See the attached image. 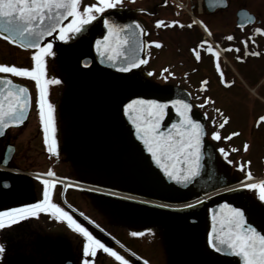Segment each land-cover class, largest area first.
Returning a JSON list of instances; mask_svg holds the SVG:
<instances>
[{"label":"flooded vegetation","instance_id":"af4514ba","mask_svg":"<svg viewBox=\"0 0 264 264\" xmlns=\"http://www.w3.org/2000/svg\"><path fill=\"white\" fill-rule=\"evenodd\" d=\"M95 2L97 0H82L81 9L85 4ZM106 13H114L121 20H135L143 29L141 57L146 60V63L128 75H118L112 71L100 69L95 63L90 41L93 37L101 35L102 17ZM156 20H161L164 23L157 26ZM174 20L179 21V24L168 26L169 22ZM257 27L262 29L260 33L254 31ZM228 36H232L233 39L228 40ZM49 39L53 41L52 54L46 55L44 58L45 71L42 79L58 81L55 83L58 88L45 87L47 100L53 105L55 126L53 135L56 151L49 153L44 142V131L40 124L39 110L36 105L37 86L31 88L27 83L10 76L29 88L30 111L26 122L33 119L36 127H39L32 138L40 148L41 153H36L45 155V158L18 150L16 144L14 145V152L18 155L16 165H11L9 160L6 166L0 167V203L8 204L2 209L19 207L42 199L44 188L42 181L46 179L56 181L54 189H50V191L54 202L59 203L56 192L61 188H66L65 185L70 186L67 177L71 171L68 164L71 165L72 160L75 163L77 162L75 160L82 159V157L98 156L102 153L117 155L122 160L119 145L111 126L108 101L114 97L119 88L118 84H124L130 78L138 77L135 79L137 82L148 85L146 82L140 81L139 78H141V73L143 78L148 77V71H144V68L152 57V50H155V53L164 48L166 52L173 45L175 47L174 57L180 66H178L177 77L184 79V73L188 76V63L191 64L190 73L195 74V78L191 77L190 84L187 82L190 85L191 96H188V92L184 88L178 85L177 87L188 96V103L193 105L191 110L200 115L202 124L205 126L202 136L207 148L206 170L204 176L200 178V189L196 193L194 201L188 202L181 198L163 197L140 182L137 188H134L130 193L131 197L127 198L137 203L141 202L144 208L154 205L161 220L166 218L171 221L173 216L182 217L184 210L186 213L188 211L193 213L191 216H185L183 220L185 223L193 225L190 233L194 236V247H190L186 251L183 249L174 250L175 255L179 256L183 263L232 264L231 261L216 257L206 245L207 205L209 200L214 197L237 200L244 206L248 217L257 216L264 221V200H260L256 190H254L256 207L254 214H250L249 205L245 203L246 199L240 200L241 198L237 196L235 198L231 196L233 191L241 189L239 185L242 183L264 181V120L260 119L264 117V101L250 109L251 113L247 124L235 126L229 124L230 115L226 113L219 102L215 103L214 97L211 96L215 91L218 92L226 88V82L222 81L220 72L216 68V64L219 63L220 69L224 73V81H226L229 72L225 61L226 53H231L234 57H242L241 60L244 63H246L245 61L251 63L252 71L250 73H258L262 75L261 79L264 78V0H167V2L165 0H121L117 7L106 9L104 13L97 15L96 20L86 26L80 34L78 33L65 41H59L55 39V36ZM149 41H158L160 46L150 44ZM203 41L207 43L202 44ZM209 46L213 48L212 53L207 51ZM254 52L259 55H252ZM197 53H199V59H197ZM215 53H219V55L217 56ZM170 54L173 53L170 52ZM82 59L85 60L84 65H82ZM87 62L89 63L87 64ZM199 63L202 65L201 72H199ZM182 66H187V69L183 70ZM262 66L263 69H261ZM197 72L201 75L196 76ZM132 74H138V76L133 78ZM67 79L68 82L73 80L72 83H76L74 79H78L80 85L88 84L87 88L91 91L101 89L97 100L89 110V115L93 118L90 121L91 127L84 120V114L87 113L85 104L71 101L70 87H66L68 83H64ZM104 79L105 83L98 86L97 83ZM257 84L251 88L252 91L255 88L256 90L264 88L257 87ZM164 85L170 84L162 83L155 86ZM53 90H56L54 96H52ZM205 98H208V103H205ZM216 109H220V113H217ZM225 116L229 118L226 123L223 119ZM213 117H215V123ZM220 124H224V126L219 127ZM213 131L220 133V140L212 138ZM91 132L93 133L91 134ZM232 133H237V135L233 136ZM223 137L229 138L224 139ZM14 138L17 140L18 136L14 135ZM104 141L110 145V151L103 144ZM245 143L248 145L246 150ZM220 148L225 149L226 156L218 151ZM28 158L30 159L28 160ZM228 160H231L232 163L229 164ZM126 168L129 174L134 176L127 166ZM49 170L52 171V176L47 174ZM249 173L251 174L250 178L246 179ZM211 175H218L222 179V182L217 183L214 188L207 187ZM235 176L238 179L230 180ZM227 186L231 187L217 195L210 194L213 190ZM197 200L200 201L199 204L196 203ZM180 203L192 206L182 207ZM59 204L64 207L61 203ZM136 206L138 207V204ZM65 210L67 211L66 208ZM147 218H149V214L146 216L144 213L143 233L149 228V221L146 223ZM78 222L80 223V220ZM65 226L66 221L57 220L50 213L42 212L36 217H29L4 228L7 240L12 239L14 243L5 245L4 253H0V264H53L55 255L59 257L60 264L66 259L78 264L80 260L77 257L80 256L90 258V260L88 259L90 264H104L105 259H109L111 264H115L110 254L105 253L102 249H97L95 256H86L83 252L86 238L79 233L78 240L70 243L67 232L64 230ZM112 226L115 228L114 225ZM175 227L176 229L171 228L170 232L174 236L176 233V239L182 245V230L178 229L177 225ZM87 229L106 246L112 247L110 237L104 230L96 227ZM116 229H118L117 226ZM201 229H205L203 239L198 231ZM25 237L28 240L24 241ZM73 244L74 246H72ZM172 251L173 249L167 248L168 254L172 255ZM26 253L28 257H26Z\"/></svg>","mask_w":264,"mask_h":264},{"label":"snow or ice","instance_id":"6c2138e0","mask_svg":"<svg viewBox=\"0 0 264 264\" xmlns=\"http://www.w3.org/2000/svg\"><path fill=\"white\" fill-rule=\"evenodd\" d=\"M167 2V0H165ZM82 0H0V36L5 41L18 45L24 49H34L31 52L32 67L16 66L15 64L0 63V134L11 125H20L26 116V109L30 102L29 90L26 86L16 83L10 76L28 77L36 81L38 96L36 105L39 110L40 124L44 131V142L49 153L56 151V142L53 133L55 132L53 105L47 100V83H58L57 80H43L45 71V56L52 54L53 41H44L45 37H53L59 41H65L85 30L86 26L96 20L97 15L104 13L106 9H113L121 3V0H97L95 3L85 4L81 9ZM70 18V19H69ZM157 26L164 22L155 21ZM171 24H179V21H170ZM107 29L102 39L95 41L96 51L101 56H107L108 60L118 62L121 57L125 58L127 67L121 70L127 72L130 68L146 63V60L134 55L135 49L132 44L137 39L136 29L143 31L140 24L135 20L129 24H117L104 19ZM134 26V28L132 27ZM256 33L262 31L257 27ZM232 40V36L227 37ZM150 44L160 46L158 41H149ZM203 41L202 44H206ZM247 42L245 41V44ZM231 48V46H230ZM129 49L132 50V58H128ZM209 53L213 48H207ZM239 51V49H237ZM199 59V53L196 54ZM219 55V53H215ZM259 55V53H252ZM240 60L242 57L237 56ZM224 81V73L220 64H216ZM167 71L166 69L164 70ZM148 75H152L151 72ZM164 79L167 76L163 75ZM171 75V74H169ZM205 98V103H208ZM167 104H171L179 114V120L168 125L166 130H161L160 121L164 117ZM162 103L157 100H145L137 98L124 105L125 114L136 128V134L145 145L146 150L151 154L152 160L163 171L168 179L178 184L191 182L194 177L200 175L201 168V137L204 134V125L190 115L193 107L182 99L170 100ZM203 107V105H201ZM220 113V109H216ZM215 123V117L212 118ZM224 122L228 117H223ZM264 120V117L260 118ZM220 124L219 127H223ZM231 135H237L232 133ZM212 138L220 140L218 131L211 133ZM228 139L229 137H223ZM245 150L248 145L245 143ZM221 154L225 153L224 148L218 149ZM229 164L231 160L227 161ZM238 167H242L237 165ZM52 176L51 170L47 173ZM250 173L246 179L250 178ZM44 188L42 199L34 203L24 204L19 207L0 211V229L10 227L29 217H36L39 213H50L57 220L66 221L68 226L77 233L83 234L86 238L83 245L84 254L95 256L97 249L109 253L120 264H130L125 256L111 247L106 246L97 239L89 230L80 224L68 211L52 199L50 189H54L55 180H43ZM67 187V185H65ZM241 188L256 190L260 200H264V181L258 183H242ZM200 203L199 200L196 201ZM166 207L168 205H165ZM192 205H182L191 207ZM225 212L213 216V227L207 234L208 246L217 252L227 251L242 258L243 264H264V234L256 231L245 221L244 212L231 204L219 205ZM150 231V230H149ZM143 233L133 232L132 235L140 236ZM5 246L0 244V253H4ZM135 255V253H133ZM82 264H90L85 259ZM147 264V261H145Z\"/></svg>","mask_w":264,"mask_h":264},{"label":"rangeland","instance_id":"374dc122","mask_svg":"<svg viewBox=\"0 0 264 264\" xmlns=\"http://www.w3.org/2000/svg\"><path fill=\"white\" fill-rule=\"evenodd\" d=\"M154 51L155 50H152V57L144 68V71H148V73L151 72L152 75L143 78L141 73V76L139 74L141 77L139 80L151 86L162 83L174 86L178 85L187 90L188 96H191L190 85L187 84V82L190 84L191 77L192 79L195 78V74L190 73L191 64H187L189 69L187 72V74L189 73L188 76H186V73H182L184 79H180L177 77L179 64L174 57L175 47L172 45L170 50L167 49L166 52L164 48H162V51H156L155 53ZM170 52L173 54H170ZM225 61L229 67V72L226 77V88L218 92L215 91L211 97H214L215 103L219 102L226 113L230 115V125H245L250 118V109L261 101H264V88L257 90L255 88L253 91L251 89L257 83V87H264V78L261 79L262 75L258 73H250V71H252L250 69L251 63L248 61L244 63L243 60L236 59L231 53H226ZM0 63L32 67L31 51L21 50L0 39ZM187 66H182L183 70L187 69ZM201 66V63H199V72L202 71ZM165 69L167 70L166 72L164 71ZM261 69H263V66ZM162 72L164 76H167V79L162 77ZM198 75H201V73L197 72L196 76ZM135 76H138V74H132L133 78H135ZM16 78L27 83L31 88L36 85L35 80L31 78ZM45 80L52 81L53 79ZM74 80L76 83H72L73 80L68 82V79L64 81V83H68L66 87H70L72 95L71 101L85 104L87 113L86 115L84 114V120L87 122V125L91 127L90 121L93 118L89 115V110H91L92 105H94L97 100L101 89H93L94 91H91L87 88L88 84L83 82L84 84L80 85L78 79ZM105 81L104 79L102 82L97 83L98 86L104 84ZM45 87L58 88L55 83H47ZM52 92V96H54L56 90ZM38 129L39 127H36L33 119H30L19 128L8 129L4 137L0 138V160L6 143L16 144L18 150H24L27 151L28 154H35L45 158V155L36 153L40 152V148L37 146L36 142L33 141L34 138H32V135L34 136L35 131ZM92 133L93 132H91V134ZM14 135L18 136L17 140H15ZM103 144L108 147L110 151L111 147L107 141H104ZM44 158H42V160H44ZM29 159L30 158H28V160ZM17 160L18 155L14 152L9 163L11 165H16ZM75 161L77 162L74 163V160L71 161L72 166L68 164L71 167L70 175L67 177L70 186L57 190L56 198L58 200L57 202L61 203L77 221L80 220V224L86 228L96 227L97 229L104 230L110 236L111 248L125 256L130 264H145V261H147V264H186L180 261L179 256L175 255L174 250L183 249L186 251L190 249V247H194V236L190 233L193 229V225L188 222L185 223L183 220L185 216H191L193 214L192 212L188 211L186 213V210H184L182 217L173 216L174 218L171 221L166 218L165 220H161L158 217V210H156L154 205L149 206V208H144L141 202L137 203L123 196L121 193L130 194L134 188H137L139 181L135 176L129 174L125 163L117 155L114 156L102 153L98 156L82 157V159H77ZM236 179H238L237 176L230 180L233 181ZM221 182L222 179L219 178L218 175H211L209 176L207 187L214 188L217 183ZM254 194L255 192L252 189L241 188L233 191L231 196L234 198L237 196L241 198L240 200L246 199L245 203L249 205L250 214H254L256 213ZM137 204L138 207L136 206ZM7 205V203H0V211ZM144 213L146 216L149 214V218L146 219V223L149 221V228L143 233ZM111 224L114 225L115 228ZM175 225H177L178 229L181 228L182 230V245L177 241L176 233L174 236V234L170 232L171 228L176 229ZM116 226L118 229H116ZM65 227L64 230L67 232V238L70 243L71 241L75 242L76 239L78 240L79 233L69 227L67 222ZM156 231L158 232L156 233ZM161 231H163V233H160ZM198 231L203 239L205 229ZM133 232L143 234L134 236L132 235ZM25 240H28V238L25 237L24 241ZM11 242L14 243L12 239L7 240V234L4 232V229H0V244L5 246L9 245ZM72 246H74V244ZM167 248L173 249L172 255L168 254ZM133 253H135V255H133ZM26 257H28L27 253ZM110 257L115 264H120L114 257L111 255ZM54 258L53 264H60L59 257L55 255ZM77 258L80 260L78 264H82L85 259L90 260V258L81 256ZM110 262L109 259H105L104 264H111Z\"/></svg>","mask_w":264,"mask_h":264},{"label":"water","instance_id":"95a60500","mask_svg":"<svg viewBox=\"0 0 264 264\" xmlns=\"http://www.w3.org/2000/svg\"><path fill=\"white\" fill-rule=\"evenodd\" d=\"M105 18L120 25L123 24L131 25V22L134 20H121L117 18L116 15H114V13H106L102 17L103 27H102L101 35L93 37L90 41L92 53L95 57V63L98 68L112 71L118 75H128L134 72L135 70H137L138 68H140L142 64H139L137 67L130 68L127 72H125L121 70L123 67H127L124 57H121L118 62H113L108 60L107 56H101L96 51L95 41L97 39H102L107 31L104 25ZM132 27L134 28V26ZM136 33H137V39L132 44L131 49H135L134 55L139 56L142 59L141 57L142 31L136 29ZM0 38L3 39L2 36H0ZM48 38L49 37H45L44 41L47 40ZM44 41H42L41 43H43ZM8 43L22 50H34V49H24L10 42ZM131 49H129L128 58H132L133 56V52ZM88 63L89 62H87V64ZM84 64H85V60L82 59V65ZM13 81L19 83L15 80ZM118 85L119 88L116 90L114 97L108 101L109 104L108 112L111 121V126L113 128L116 137V141L119 145L122 158L125 161L127 167L142 185L148 187L150 190L154 192H157L161 196L166 198H181L188 202L194 201L196 199V193H198L200 189L199 186L200 178L204 176V171L206 170L207 148L203 142V136L201 137L200 175L194 177L189 183L178 184L175 181L168 179V177L164 175L163 171L152 160L151 154L146 150L143 141L138 138L136 134V128L134 127L133 123L130 121L128 115L125 114V110H124V105L133 99L142 98L145 100H157L166 104L170 100H177V99H182L188 102V98L186 94L182 90L172 85L159 86L153 88L149 85L146 84L144 85L142 83H139L135 79H131V78L128 79L124 84L119 83ZM29 111H30V102L26 109V116L24 118L23 123H21L20 125L10 124L8 128H17L23 125L28 118ZM190 115L193 117V119L199 120L202 123L201 117L196 111L190 109ZM178 120H179V114L176 111V109L171 104H167L164 111V117L160 121L161 130H166L168 128V125ZM8 128L3 130V133L0 134V138L4 136L5 131ZM14 151H15V147L13 144L7 143L5 145L2 153V158L0 160V166L4 167L8 164ZM221 204H231L234 207L240 208L245 214L244 218L246 223L251 224L256 229V231L261 234H264L263 233L264 221L263 219L257 216L248 217L247 212L240 201L229 200L223 197H214L208 202L207 226H206V236H205L206 245L208 249L216 257L222 260L228 262L231 261L232 264H243L242 258L240 256L234 255L227 251L217 252L215 251V249L208 246L207 234L213 227V219H212L213 216L216 215L217 213H222L226 211V209H221L219 207V205ZM62 264H74V263L71 260L66 259L62 261Z\"/></svg>","mask_w":264,"mask_h":264},{"label":"bare ground","instance_id":"6f19581e","mask_svg":"<svg viewBox=\"0 0 264 264\" xmlns=\"http://www.w3.org/2000/svg\"><path fill=\"white\" fill-rule=\"evenodd\" d=\"M1 167V166H0ZM231 186H233V185H231ZM231 186H227V187H222V188H220V189H216V190H213L211 193H214V192H217V191H223L224 189H226V188H229V187H231ZM123 196H126V197H131V195L130 194H127V193H121ZM143 199H145V198H143Z\"/></svg>","mask_w":264,"mask_h":264}]
</instances>
